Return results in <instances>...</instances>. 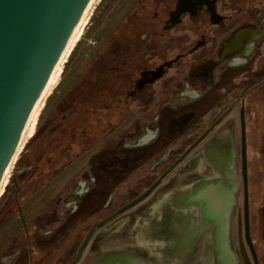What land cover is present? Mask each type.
<instances>
[{"label":"rangeland","instance_id":"obj_1","mask_svg":"<svg viewBox=\"0 0 264 264\" xmlns=\"http://www.w3.org/2000/svg\"><path fill=\"white\" fill-rule=\"evenodd\" d=\"M149 2L153 10L158 8L154 25L159 21L163 26L160 5ZM236 2L222 0L221 13L232 14L228 12L237 9ZM137 7L135 0H98L92 10L0 196V264H70L94 225L142 195L217 121L221 110L250 90L245 115L249 183L253 180L264 132V117L257 118L254 111L258 103L251 107L257 95H264V3L255 4L232 33L204 34L206 45L194 55L189 51L202 41V34L186 30L173 31L163 45L148 49L146 71L163 64L164 52L168 60L184 57L150 87L154 101L146 111L134 108L112 135L73 164L36 172L44 154L31 155L33 161L25 158L59 126L57 107ZM241 33L247 38L227 53ZM146 39L143 35L141 40ZM261 82V92L255 91ZM193 91L207 92V99L196 102ZM143 95L135 91L133 97ZM208 100L217 104L210 106ZM158 128L161 136L150 156L146 147ZM233 128L241 133L239 108L149 198L98 230L77 264H254L244 236L240 156L221 154L231 144ZM218 135L226 144L205 157L204 150ZM258 234L256 226L252 240L264 264Z\"/></svg>","mask_w":264,"mask_h":264},{"label":"water","instance_id":"obj_2","mask_svg":"<svg viewBox=\"0 0 264 264\" xmlns=\"http://www.w3.org/2000/svg\"><path fill=\"white\" fill-rule=\"evenodd\" d=\"M92 2L93 0H0V188L3 187L12 159L23 143L26 130L32 123L33 114L43 101L60 59ZM186 12L179 7L173 16L180 18ZM212 12L215 13L214 10ZM167 66L171 67V63ZM165 75L164 67L152 74L151 79H146L143 74L137 84V91L142 92L147 84H156ZM227 114L212 125L142 195L94 225L70 264H77L81 260L98 230L149 198ZM241 162L245 242L253 263L260 264L250 228L245 108L241 111Z\"/></svg>","mask_w":264,"mask_h":264},{"label":"trees","instance_id":"obj_3","mask_svg":"<svg viewBox=\"0 0 264 264\" xmlns=\"http://www.w3.org/2000/svg\"><path fill=\"white\" fill-rule=\"evenodd\" d=\"M155 14H158L157 9L150 11L144 3L131 11L105 50L92 61L64 97L55 112V116H62L61 123L25 157L33 161L31 155L39 154L40 157L44 154V163L36 172L43 168L58 169L63 163L64 168L73 164L112 135L134 108L146 111L151 106L154 101L152 89H148L140 99H134L132 93L148 67L145 59L148 49L157 48L167 40V34L150 30L156 26L152 21L156 19ZM143 35H147L145 42L141 40ZM162 57L166 61L169 54L164 52Z\"/></svg>","mask_w":264,"mask_h":264},{"label":"flooded vegetation","instance_id":"obj_4","mask_svg":"<svg viewBox=\"0 0 264 264\" xmlns=\"http://www.w3.org/2000/svg\"><path fill=\"white\" fill-rule=\"evenodd\" d=\"M135 1H137V6H140L141 3H144L145 7L148 10H150V11L153 10V8L148 5V4H150L149 0H135ZM152 1H155L156 3H158V4H156L157 7H158V5H160L159 10H162V12L165 15V20L163 21V26L158 21V24L156 26L151 27L150 30L152 33L157 32V33L170 34L173 31L176 32L179 30H186V31L191 32V33L202 34V36H201L202 41L200 43H198L195 46V48H193L191 51H189L190 56H191V54H193V55L196 54L197 51H199L200 49H203L205 47L206 37L204 34H208V33H222V34L232 33L236 28H238V25H239L238 22L240 21L242 16H244L245 14L249 15V14L253 13L254 12L253 6L255 4H263L264 3V0H235L238 2V3L236 2L237 5L236 4L234 5V6H236L237 9L232 11V12H228V13H232V14L227 16V15H223V13H221L220 4H221L222 0H152ZM179 7H181L183 9V11H187V12L182 14L180 16V18H176L173 16V14L176 13V11ZM212 10H214L215 13H213ZM222 11L224 12L223 9H222ZM154 16L157 19L159 18V14H155ZM150 49H151V47H150ZM152 50L156 51L155 49H152ZM233 51H235V50H232L231 52H233ZM231 52L227 51V53H231ZM183 57H184V55L181 54V55H178L175 59L163 61V64L160 66H156V65L151 66L149 68V71L145 70L142 73V75L145 74L146 79H151L152 74L156 73L158 71V69L161 67L165 68L166 74H167L168 70L170 71L174 66H177V64L180 62V60ZM156 58H157V56H156ZM151 59H153V57H151ZM161 59H163L162 54H161ZM170 63H171V67L168 68L167 64H170ZM142 75H141L139 82L142 79ZM262 84H263V82L257 84L254 87L255 91L261 92ZM152 86L153 85H151V84H147L146 86H144V89H143L144 94L148 90V88L151 89ZM135 91H137V87H136ZM135 91L132 93V96L135 93ZM193 92L195 93L194 96L197 97L196 98L197 100L194 99L196 102L199 100L205 99L208 95L207 92L202 93V94L199 91H197V92L193 91ZM251 92H252V90L247 91L245 93H242L229 107H225L224 111L223 110L220 111V116L217 119V121L222 116H224L226 113H228V114L226 115V117L221 121V123L216 128H218L220 125H222L224 123V121L233 113V111L236 108H239V114L241 113L242 109L247 106V103H246L247 100L246 99L250 95ZM228 93H230V92L228 91ZM214 95H217V94L215 93ZM208 102L210 103V106H214V104L216 103L214 100H208ZM255 103H258V105H259V107L258 108L256 107L254 110L256 112V117L257 118L259 116L264 117V95H261V94L257 95L256 99L252 101L251 107L254 106ZM248 106H249V102H248ZM217 121H215L212 125H214ZM216 128L212 131V133L216 130ZM157 130H158V132L155 135L154 140L151 141V143H149L146 147L147 152L149 153L150 156H152L154 153L153 152V150L155 149L154 143L157 142L161 136L160 129L158 128ZM182 134H183V132H182ZM208 137L200 145H202L208 139ZM198 139H196V141ZM223 142H224V139L222 138V135H218V137H216V139L212 142V144H210V147L208 146V148H206L204 150V156L207 157V156L214 154L217 147H220V145L223 144ZM193 144H191L189 147L184 149L183 152L181 153V155L177 158V160L181 156H183L186 153V151ZM198 147L193 152H191L179 166H181L183 163H185V161H187L193 155V153L198 149ZM257 160H258L257 165L254 166V171H253L255 173L254 178L251 181V183H249L250 228H251V236L253 237L255 227L257 226V229L259 232L258 236L262 242V245L264 246V239H263V227H264V132L261 136V143H260L259 154L257 155ZM215 174H216V171H214V175ZM241 175H242V162H241ZM213 180H216V179H213ZM221 180H223V179L221 178ZM219 182L221 183V181H219ZM216 185H217V183H216ZM223 185H225V184H223ZM222 189L223 188L220 187V190H222ZM242 189H243V225H244L243 177H242ZM220 203H221V200L218 202V205H220Z\"/></svg>","mask_w":264,"mask_h":264},{"label":"bare ground","instance_id":"obj_5","mask_svg":"<svg viewBox=\"0 0 264 264\" xmlns=\"http://www.w3.org/2000/svg\"><path fill=\"white\" fill-rule=\"evenodd\" d=\"M97 2H98V0H93V2L90 4V6L88 7L86 13L83 16L78 28L76 29L72 39L70 40L69 44L67 45V47H66V49H65V51H64V53L62 55V58L60 59V62L58 64L57 68H56V72H55L54 76L52 77V79L50 81V84H49V86H48V88H47V90H46V92L44 94L43 101L40 104L39 108L36 109V111L33 114V120H32V123L30 124V127L32 126L35 118L37 117V115H38V113H39L44 101L46 100V98L50 94V92L53 89V87L56 85V83H57V81H58V79H59V77L61 75L63 66L65 65L68 57L70 56L71 52L73 51V49L75 48L76 44L78 43V41L80 40L81 36L83 35V30H84V28H85V26L87 24V20H88L90 14H91L92 10L94 9V7H95ZM246 38H247V33H241L238 36H236V38L227 47V51H231V50L237 49L243 43V41ZM30 127L26 130V134L24 135L23 141L25 140V137L29 133ZM17 155H18V153L12 159V161L10 163V166H9V168L6 171L5 179H4V182H3V187L0 188V196H1L2 192H3L4 185L8 181V178L11 177V175H12V165H13Z\"/></svg>","mask_w":264,"mask_h":264},{"label":"crops","instance_id":"obj_6","mask_svg":"<svg viewBox=\"0 0 264 264\" xmlns=\"http://www.w3.org/2000/svg\"><path fill=\"white\" fill-rule=\"evenodd\" d=\"M234 129L235 128L232 129V133H231V135H232L231 136L232 141L230 140L231 141V144L228 143V145H226V147L223 146L225 148L223 150H221V154L223 155V154L226 153L225 155H228V156H231V157H236V156L239 155L240 156V160H241V138H240L241 133H240V128H239V132L238 133H235ZM224 142H225V140H224ZM225 144H226V142H225ZM222 145L223 144H221L220 147ZM216 151H217V149H216Z\"/></svg>","mask_w":264,"mask_h":264},{"label":"built area","instance_id":"obj_7","mask_svg":"<svg viewBox=\"0 0 264 264\" xmlns=\"http://www.w3.org/2000/svg\"><path fill=\"white\" fill-rule=\"evenodd\" d=\"M190 94V93H189Z\"/></svg>","mask_w":264,"mask_h":264}]
</instances>
